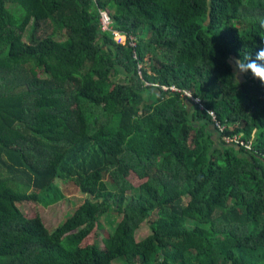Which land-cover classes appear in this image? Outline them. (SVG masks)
<instances>
[{
    "label": "trees",
    "instance_id": "trees-1",
    "mask_svg": "<svg viewBox=\"0 0 264 264\" xmlns=\"http://www.w3.org/2000/svg\"><path fill=\"white\" fill-rule=\"evenodd\" d=\"M103 7L136 46L102 31ZM261 47L264 0H0V264H264V86L227 62ZM57 179L89 197L52 230L20 204L63 200Z\"/></svg>",
    "mask_w": 264,
    "mask_h": 264
},
{
    "label": "rangeland",
    "instance_id": "rangeland-1",
    "mask_svg": "<svg viewBox=\"0 0 264 264\" xmlns=\"http://www.w3.org/2000/svg\"><path fill=\"white\" fill-rule=\"evenodd\" d=\"M12 12L15 14L22 15L24 13V9L20 4L11 3L8 5ZM31 26H29L28 31L25 34V40H28L29 31ZM57 39H65V33L60 29L58 34L56 35ZM126 74H121L115 77L116 81L124 82L126 81ZM247 76L242 77V81L246 80ZM158 89V88H156ZM160 92V90L158 89ZM147 93V92H146ZM152 92H150V97L148 98L150 101L156 99V96H151ZM192 104V103H191ZM191 107H194L191 105ZM7 175L6 172L0 171V176L5 177ZM132 181L136 185H140L142 180H140L136 175H132ZM109 183L112 185L110 179H108ZM58 185L62 188L64 193L66 194L65 198L55 204L47 206L46 203H39L36 201H24L20 204L24 213H27L29 216H36L37 214H41L45 220V223L50 229H55L59 224H61L67 217L72 215L75 210L83 204L86 199L89 197L88 194L84 193L79 186H77L72 181H63L61 179H57ZM189 200V198H187ZM157 218V215L154 216ZM153 218V219H154ZM120 217L119 214H110L105 215L101 220V226L97 227L94 232L85 240L84 244H92L95 242L100 243L102 246H105L104 239L106 236L113 231L115 226L117 225ZM152 233L151 221L144 222L141 227L137 230V239L142 240L148 235Z\"/></svg>",
    "mask_w": 264,
    "mask_h": 264
},
{
    "label": "built area",
    "instance_id": "built-area-1",
    "mask_svg": "<svg viewBox=\"0 0 264 264\" xmlns=\"http://www.w3.org/2000/svg\"><path fill=\"white\" fill-rule=\"evenodd\" d=\"M92 1L97 2L98 0H92ZM99 20H100V26H101L102 31L110 32L113 36V39L117 43L120 44V43H126L129 41V43L132 46L137 45L138 38L136 35H133V34L129 35L127 33L120 31L119 29L113 26V17H112L110 10L107 7H103L99 9ZM147 85H152V83L147 82ZM154 86L158 88H162L164 90H174V91L183 92L185 96H188L192 99L193 103H195L201 109L207 110L209 112L210 116L213 119V123L217 127L218 131L223 135V139L226 143L239 146L240 148H246L247 150H250V151L254 149L253 142L244 140L242 135L227 134L226 133L227 126L219 119L216 111L212 109H208L206 107L205 101L201 97L194 95V93L191 90L189 89L183 90L182 88H179L176 85L169 86V85H162L160 83H155Z\"/></svg>",
    "mask_w": 264,
    "mask_h": 264
},
{
    "label": "clouds",
    "instance_id": "clouds-1",
    "mask_svg": "<svg viewBox=\"0 0 264 264\" xmlns=\"http://www.w3.org/2000/svg\"><path fill=\"white\" fill-rule=\"evenodd\" d=\"M227 62L233 69V76L238 85L241 84L242 77L250 75L264 86V47L259 48L254 58L229 57Z\"/></svg>",
    "mask_w": 264,
    "mask_h": 264
},
{
    "label": "crops",
    "instance_id": "crops-1",
    "mask_svg": "<svg viewBox=\"0 0 264 264\" xmlns=\"http://www.w3.org/2000/svg\"><path fill=\"white\" fill-rule=\"evenodd\" d=\"M146 92H147V93L145 94V96H146V99H147L148 101H150L148 98H151V97H150V92H152L151 96H156V99L161 95V91L159 92L158 89H156V88L148 89ZM153 101H154V100H153ZM150 102H151V101H150ZM210 127L212 128V130L216 131V133H217V127L215 126V124H212ZM218 132H219V131H218ZM219 133H220V132H219Z\"/></svg>",
    "mask_w": 264,
    "mask_h": 264
}]
</instances>
